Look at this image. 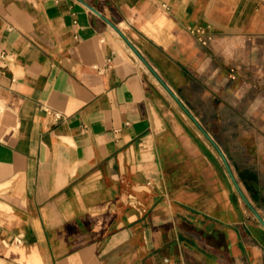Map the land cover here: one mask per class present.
<instances>
[{"label":"crops","instance_id":"1","mask_svg":"<svg viewBox=\"0 0 264 264\" xmlns=\"http://www.w3.org/2000/svg\"><path fill=\"white\" fill-rule=\"evenodd\" d=\"M84 1L0 0V264H264V0Z\"/></svg>","mask_w":264,"mask_h":264},{"label":"built area","instance_id":"2","mask_svg":"<svg viewBox=\"0 0 264 264\" xmlns=\"http://www.w3.org/2000/svg\"><path fill=\"white\" fill-rule=\"evenodd\" d=\"M191 31L195 34L198 41L203 45H206L211 38L210 32H208L203 26L192 27Z\"/></svg>","mask_w":264,"mask_h":264},{"label":"water","instance_id":"3","mask_svg":"<svg viewBox=\"0 0 264 264\" xmlns=\"http://www.w3.org/2000/svg\"><path fill=\"white\" fill-rule=\"evenodd\" d=\"M82 2H84V4L89 8V9H91L94 13H96L97 15H99V16H101V17H103L104 18V16L100 13V11H98L95 7H93V6H91V5H89L87 2H85L84 0H81ZM105 19V18H104ZM109 21V20H108ZM110 22V21H109ZM112 25H114L112 22H110ZM230 174H231V177H232V179L234 180V176L232 175V173L230 172ZM236 184V187L238 188V190H239V192L242 194V192H241V190L239 189V187H238V185H237V183H235ZM243 195V194H242ZM254 211V214H255V216L257 217V219L264 225V220L260 217V215L255 211V210H253Z\"/></svg>","mask_w":264,"mask_h":264}]
</instances>
